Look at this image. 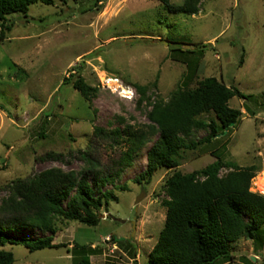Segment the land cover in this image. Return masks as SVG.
<instances>
[{
  "label": "rangeland",
  "instance_id": "374dc122",
  "mask_svg": "<svg viewBox=\"0 0 264 264\" xmlns=\"http://www.w3.org/2000/svg\"><path fill=\"white\" fill-rule=\"evenodd\" d=\"M96 1L38 2L26 16L8 17L12 29L0 38V202L10 194L13 181L48 168L90 171L92 184L95 173L115 170L128 143L112 133L96 135L95 128L113 130L149 122L151 107L138 106L137 84L147 86L152 100L171 97L186 71L184 64L170 57V47L178 45L171 42L181 38H186L184 49L202 51L198 60L188 55L197 63L200 77L216 76L252 96L230 100L242 116L224 155L240 166L257 165L251 191L264 194V0H200L193 15L168 12L157 0H101L92 8ZM75 72L98 85L91 101L64 82ZM108 76L130 86L134 98L104 85ZM208 132L199 131L196 140ZM155 139L103 186L106 190L126 184L128 190L116 189L119 200L100 209L98 225L59 224L54 242L65 245L58 248L30 251L21 243L6 244L4 248L14 254L13 264H76L81 255L75 259L70 252L75 243L99 249L89 264H149V252L166 217L165 180L173 172L160 168L150 183L134 181L145 169ZM181 154L182 172L215 160L209 150L185 149ZM24 232L31 237L45 235L39 229ZM108 236L112 239L106 240ZM232 245L235 259L221 264H264V235L259 240L240 238Z\"/></svg>",
  "mask_w": 264,
  "mask_h": 264
},
{
  "label": "trees",
  "instance_id": "16d2710c",
  "mask_svg": "<svg viewBox=\"0 0 264 264\" xmlns=\"http://www.w3.org/2000/svg\"><path fill=\"white\" fill-rule=\"evenodd\" d=\"M99 1L92 8L99 7ZM157 1L171 13L193 15L199 11L200 0ZM38 2L53 5L55 0H0V38L12 29V24L7 22L10 15L26 16L30 6ZM171 43L178 45L170 47V57L184 64L186 71L168 100L162 97L152 100L154 96L147 94V86L137 84L138 106L146 103L151 107L147 112L149 122L138 126L125 124L113 130L95 128L96 135L112 133L128 143L115 170L105 175L95 173L93 184L89 180L90 171L77 173L56 167L13 181L10 194L0 202V264H13L15 260L13 252L4 248L6 244L21 243L30 251L58 248L65 245L54 242L59 224L98 225L100 209L119 200L116 189L128 190L126 184L106 190L103 186L130 166L135 154L154 136L146 167L134 181L150 183L160 168L173 172L165 180L167 198L162 203L166 217L149 252V264L230 262L235 259L234 242L240 238L259 240L264 235V194L251 191L259 167L240 166L224 155L230 134L239 126L242 116V111L232 107L230 100L234 96L249 99L252 96L245 95L237 85H226L216 76L200 77L197 63L188 55L194 54L198 60L202 51L184 49L186 38ZM64 82L72 84L86 101H91L99 90L98 85L89 84L78 72L69 74ZM203 129L210 132L196 140L197 133ZM119 139L113 141L118 143ZM185 149L209 150L215 160L195 171L182 172L178 167ZM224 168L228 171L222 173ZM31 229H39L45 235L31 237L24 232ZM70 252L75 259L77 254L81 255L76 264H89V257L99 249L75 243Z\"/></svg>",
  "mask_w": 264,
  "mask_h": 264
},
{
  "label": "built area",
  "instance_id": "2783aa9c",
  "mask_svg": "<svg viewBox=\"0 0 264 264\" xmlns=\"http://www.w3.org/2000/svg\"><path fill=\"white\" fill-rule=\"evenodd\" d=\"M105 82L104 85H106L110 90L118 92L122 97H127V98H134L135 92L134 90L126 85L122 80H120L116 76H108L107 78L105 77ZM115 85H118V87H114ZM112 237L108 236L106 240H111Z\"/></svg>",
  "mask_w": 264,
  "mask_h": 264
},
{
  "label": "water",
  "instance_id": "95a60500",
  "mask_svg": "<svg viewBox=\"0 0 264 264\" xmlns=\"http://www.w3.org/2000/svg\"><path fill=\"white\" fill-rule=\"evenodd\" d=\"M141 197H142V196L138 197L136 201L138 202V201L140 200ZM134 228H135V224H134ZM134 233H135V232H134Z\"/></svg>",
  "mask_w": 264,
  "mask_h": 264
},
{
  "label": "bare ground",
  "instance_id": "6f19581e",
  "mask_svg": "<svg viewBox=\"0 0 264 264\" xmlns=\"http://www.w3.org/2000/svg\"><path fill=\"white\" fill-rule=\"evenodd\" d=\"M262 179H263L262 184L264 185V174H263V176H262Z\"/></svg>",
  "mask_w": 264,
  "mask_h": 264
},
{
  "label": "clouds",
  "instance_id": "9594fccd",
  "mask_svg": "<svg viewBox=\"0 0 264 264\" xmlns=\"http://www.w3.org/2000/svg\"><path fill=\"white\" fill-rule=\"evenodd\" d=\"M255 178V177H254Z\"/></svg>",
  "mask_w": 264,
  "mask_h": 264
}]
</instances>
